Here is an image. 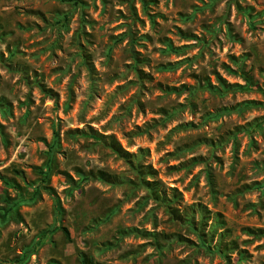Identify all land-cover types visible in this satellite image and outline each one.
<instances>
[{
    "label": "rangeland",
    "instance_id": "obj_1",
    "mask_svg": "<svg viewBox=\"0 0 264 264\" xmlns=\"http://www.w3.org/2000/svg\"><path fill=\"white\" fill-rule=\"evenodd\" d=\"M0 264H264V0H0Z\"/></svg>",
    "mask_w": 264,
    "mask_h": 264
},
{
    "label": "trees",
    "instance_id": "obj_2",
    "mask_svg": "<svg viewBox=\"0 0 264 264\" xmlns=\"http://www.w3.org/2000/svg\"><path fill=\"white\" fill-rule=\"evenodd\" d=\"M60 1L71 2V3H76V4L79 2V0H60ZM93 136L96 138L97 142L100 141L98 136H96V135H93ZM63 232H64L65 236L67 237V239H69L70 237H69V233H68L67 229L64 228Z\"/></svg>",
    "mask_w": 264,
    "mask_h": 264
}]
</instances>
